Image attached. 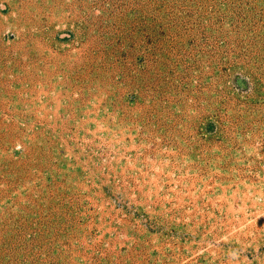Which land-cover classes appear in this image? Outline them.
<instances>
[{
	"label": "rangeland",
	"instance_id": "obj_1",
	"mask_svg": "<svg viewBox=\"0 0 264 264\" xmlns=\"http://www.w3.org/2000/svg\"><path fill=\"white\" fill-rule=\"evenodd\" d=\"M0 264H264V0H0Z\"/></svg>",
	"mask_w": 264,
	"mask_h": 264
}]
</instances>
